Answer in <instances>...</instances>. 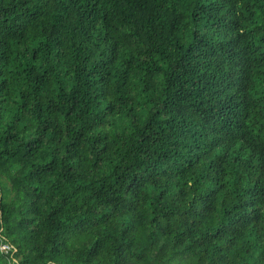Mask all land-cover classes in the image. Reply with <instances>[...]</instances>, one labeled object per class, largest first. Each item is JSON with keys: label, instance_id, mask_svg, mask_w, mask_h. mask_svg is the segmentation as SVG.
<instances>
[{"label": "trees", "instance_id": "1", "mask_svg": "<svg viewBox=\"0 0 264 264\" xmlns=\"http://www.w3.org/2000/svg\"><path fill=\"white\" fill-rule=\"evenodd\" d=\"M0 264H264V0H0Z\"/></svg>", "mask_w": 264, "mask_h": 264}, {"label": "built area", "instance_id": "2", "mask_svg": "<svg viewBox=\"0 0 264 264\" xmlns=\"http://www.w3.org/2000/svg\"><path fill=\"white\" fill-rule=\"evenodd\" d=\"M2 248H3V249H6V248H8V245H7V244H4V245L2 246Z\"/></svg>", "mask_w": 264, "mask_h": 264}]
</instances>
